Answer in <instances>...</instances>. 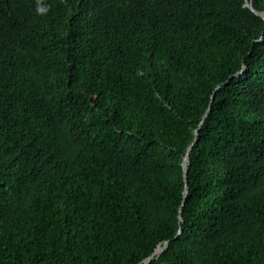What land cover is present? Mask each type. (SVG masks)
I'll list each match as a JSON object with an SVG mask.
<instances>
[{
  "label": "trees",
  "instance_id": "16d2710c",
  "mask_svg": "<svg viewBox=\"0 0 264 264\" xmlns=\"http://www.w3.org/2000/svg\"><path fill=\"white\" fill-rule=\"evenodd\" d=\"M158 248L264 264V0H0V264Z\"/></svg>",
  "mask_w": 264,
  "mask_h": 264
},
{
  "label": "water",
  "instance_id": "95a60500",
  "mask_svg": "<svg viewBox=\"0 0 264 264\" xmlns=\"http://www.w3.org/2000/svg\"><path fill=\"white\" fill-rule=\"evenodd\" d=\"M248 6L251 8V10L254 11V9H253L251 3L248 4ZM254 12H255V11H254ZM255 13H256L259 17L263 18V15H262V14H259V13H257V12H255ZM183 168H184V174H186V172H187V170H188V153H187V155H186V157H185V159H184V161H183ZM180 220H181V218H180ZM178 232L180 233L181 230H179ZM167 247H168V244H166L164 248H167ZM162 250H163L162 248H158V249H157V250H156V251H155V252H154V253L148 258V261H147L145 264H147L149 261H151L152 258H153L155 255L159 254Z\"/></svg>",
  "mask_w": 264,
  "mask_h": 264
}]
</instances>
